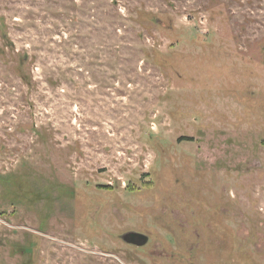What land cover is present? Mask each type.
Wrapping results in <instances>:
<instances>
[{"label":"rangeland","instance_id":"374dc122","mask_svg":"<svg viewBox=\"0 0 264 264\" xmlns=\"http://www.w3.org/2000/svg\"><path fill=\"white\" fill-rule=\"evenodd\" d=\"M0 264H264V0H0Z\"/></svg>","mask_w":264,"mask_h":264},{"label":"water","instance_id":"95a60500","mask_svg":"<svg viewBox=\"0 0 264 264\" xmlns=\"http://www.w3.org/2000/svg\"><path fill=\"white\" fill-rule=\"evenodd\" d=\"M123 238L126 241L137 244L139 246L146 244L149 240V237L146 234L137 231L127 232L126 234H124Z\"/></svg>","mask_w":264,"mask_h":264}]
</instances>
